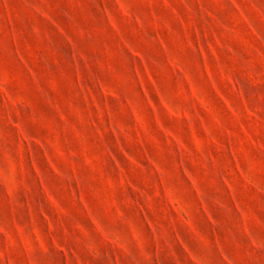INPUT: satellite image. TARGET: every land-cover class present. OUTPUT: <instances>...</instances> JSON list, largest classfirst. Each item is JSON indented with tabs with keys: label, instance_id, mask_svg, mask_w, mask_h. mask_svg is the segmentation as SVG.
I'll return each mask as SVG.
<instances>
[{
	"label": "rangeland",
	"instance_id": "obj_1",
	"mask_svg": "<svg viewBox=\"0 0 264 264\" xmlns=\"http://www.w3.org/2000/svg\"><path fill=\"white\" fill-rule=\"evenodd\" d=\"M0 264H264V0H0Z\"/></svg>",
	"mask_w": 264,
	"mask_h": 264
}]
</instances>
